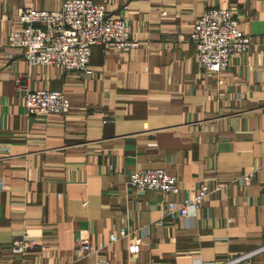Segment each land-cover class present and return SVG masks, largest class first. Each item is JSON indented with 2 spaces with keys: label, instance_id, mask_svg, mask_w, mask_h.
Masks as SVG:
<instances>
[{
  "label": "crops",
  "instance_id": "1",
  "mask_svg": "<svg viewBox=\"0 0 264 264\" xmlns=\"http://www.w3.org/2000/svg\"><path fill=\"white\" fill-rule=\"evenodd\" d=\"M97 1L139 45H93L89 74L30 65L9 45L23 10L62 0H0V264H264V0ZM216 6L252 35L221 74L201 67L189 39ZM19 74L33 90L63 91L70 112L30 114ZM148 168L176 175L181 191L128 185ZM202 184L198 211L166 216V201ZM23 240L34 244L15 252Z\"/></svg>",
  "mask_w": 264,
  "mask_h": 264
},
{
  "label": "built area",
  "instance_id": "2",
  "mask_svg": "<svg viewBox=\"0 0 264 264\" xmlns=\"http://www.w3.org/2000/svg\"><path fill=\"white\" fill-rule=\"evenodd\" d=\"M21 28L13 29L9 35V45L22 49L30 65H61L65 69L93 74L90 59L93 45L108 48H135L138 41L133 40L130 29L123 18L109 15L104 4L97 0H62L58 9L23 10L18 18ZM189 39L196 44L201 67L209 72L223 73L236 55L250 50L252 35L241 27L235 10L226 7L207 9L194 23ZM28 74L16 77L20 95L26 98L30 114L45 113L66 115L71 110L69 97L61 90L31 89ZM222 82V80H219ZM255 177V170L240 177L242 184L250 183ZM128 185L138 191H158L164 195L178 194L180 181L176 175L163 168L140 169L130 175ZM210 193L209 186L202 184L194 195L184 197L180 202L166 201V216L185 218L191 211H198ZM163 223L159 220V224ZM126 228L120 234H127ZM111 234V240H116ZM33 241H18L13 250L23 252ZM82 248L91 250L89 240L83 239ZM140 245L130 246L132 253H137ZM236 258L223 264H234Z\"/></svg>",
  "mask_w": 264,
  "mask_h": 264
}]
</instances>
